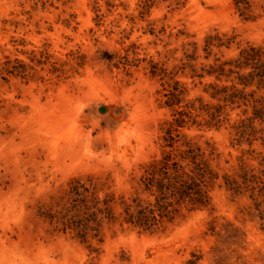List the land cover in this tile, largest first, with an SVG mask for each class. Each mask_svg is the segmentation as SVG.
<instances>
[{
	"label": "rangeland",
	"instance_id": "374dc122",
	"mask_svg": "<svg viewBox=\"0 0 264 264\" xmlns=\"http://www.w3.org/2000/svg\"><path fill=\"white\" fill-rule=\"evenodd\" d=\"M250 47L264 51V0H0V264H264ZM189 149L213 175L208 208L124 224L148 165ZM76 182L114 219L70 225L87 217Z\"/></svg>",
	"mask_w": 264,
	"mask_h": 264
},
{
	"label": "trees",
	"instance_id": "16d2710c",
	"mask_svg": "<svg viewBox=\"0 0 264 264\" xmlns=\"http://www.w3.org/2000/svg\"><path fill=\"white\" fill-rule=\"evenodd\" d=\"M241 59L242 61H238L237 66H252L256 77L263 82L264 51L250 47L241 53ZM253 76L255 75H250V77ZM176 123L181 125L183 121L177 120ZM166 141L169 147H174L175 140L171 134ZM199 157L194 150L189 149L178 156L172 153L164 154L161 160L148 165L145 174L139 180L135 195L128 200L123 198L121 202L122 222L142 232L153 233L167 223L173 222L182 210L195 211L208 208L211 201L209 183L213 175L204 162H198ZM91 190L79 182L72 184L69 193L71 210L77 212L75 217L80 216L81 213L87 216L80 218L77 222L70 221V225H75L77 229H85L89 223H94L99 227L97 220L99 214L107 215L110 220L114 219L112 209L108 207L111 201H104L105 208L99 209V202L96 201L94 193L88 196ZM143 195L146 196L145 199L142 198ZM90 202L97 212L88 213L91 210L88 206ZM95 231H98V228Z\"/></svg>",
	"mask_w": 264,
	"mask_h": 264
}]
</instances>
